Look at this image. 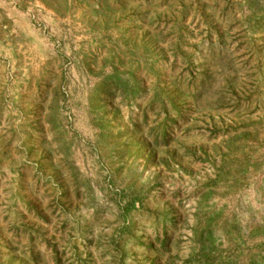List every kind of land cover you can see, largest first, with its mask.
Masks as SVG:
<instances>
[{
    "label": "rangeland",
    "instance_id": "1",
    "mask_svg": "<svg viewBox=\"0 0 264 264\" xmlns=\"http://www.w3.org/2000/svg\"><path fill=\"white\" fill-rule=\"evenodd\" d=\"M0 264H264V0H0Z\"/></svg>",
    "mask_w": 264,
    "mask_h": 264
}]
</instances>
